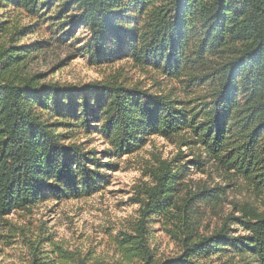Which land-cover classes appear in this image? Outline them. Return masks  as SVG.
<instances>
[{"label":"trees","instance_id":"trees-1","mask_svg":"<svg viewBox=\"0 0 264 264\" xmlns=\"http://www.w3.org/2000/svg\"><path fill=\"white\" fill-rule=\"evenodd\" d=\"M51 8L42 20L68 18L62 24L88 30L83 53L91 63L128 57L177 87L156 93L111 79L60 86L39 83L37 74L18 78L16 36ZM25 18L34 22L23 25ZM91 134L110 143L107 156L136 151L150 136L197 148L190 160L149 167L139 216L118 241L119 264H264V0H0V217L98 191L113 164L77 140ZM189 164H207L251 197L233 202L238 215L210 233L200 231L205 210L228 185L191 191L183 181ZM152 222L178 253L156 256ZM28 232H20L25 264L95 263L44 226Z\"/></svg>","mask_w":264,"mask_h":264},{"label":"rangeland","instance_id":"rangeland-1","mask_svg":"<svg viewBox=\"0 0 264 264\" xmlns=\"http://www.w3.org/2000/svg\"><path fill=\"white\" fill-rule=\"evenodd\" d=\"M56 9L44 10L25 36H16L14 54L16 65L12 74L25 78L37 74L39 83H52L60 86H81L86 83L104 80H118L128 85L138 84L152 92L163 93L177 83L151 68L142 69L133 64L130 58H121L112 62L91 63L83 53L89 38L88 30L82 24H62L68 18H48ZM72 9L68 15L76 14ZM23 19V25L33 23ZM69 33L65 35V31ZM24 46V47H23ZM20 47V48H17ZM97 122H93L95 124ZM87 140L85 147L95 149L97 157L105 163L113 164L105 168L106 182L101 188L79 198L44 200L31 208L19 210L0 217V264H25V251L22 245L21 231L29 234L43 226L54 232V240L69 250L82 254L89 253L93 263L119 264L118 241L121 233H129L130 227L139 216V192L149 184L148 169L158 160H170L182 156V161L193 158L197 148L178 146L171 140L150 136L145 144L136 151L120 157L107 156L103 152L111 145L100 134L77 138ZM180 152V155L178 153ZM184 180L191 191L199 186L215 184L228 185L220 201L210 203L201 221L200 231L210 233L217 229L223 218L234 212L233 202L249 201L251 198L243 185H235L221 179L214 168L207 164L199 166L189 164ZM238 215V212H234ZM8 227L13 231H8ZM151 246L157 257L173 256L179 252L177 244L161 229L159 223L152 222ZM231 232L243 233L236 224H231ZM94 263V264H95Z\"/></svg>","mask_w":264,"mask_h":264}]
</instances>
